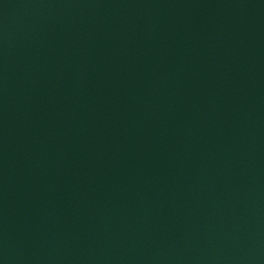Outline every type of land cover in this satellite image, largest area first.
Masks as SVG:
<instances>
[{"label": "water", "instance_id": "95a60500", "mask_svg": "<svg viewBox=\"0 0 264 264\" xmlns=\"http://www.w3.org/2000/svg\"><path fill=\"white\" fill-rule=\"evenodd\" d=\"M0 264H264V0H0Z\"/></svg>", "mask_w": 264, "mask_h": 264}]
</instances>
